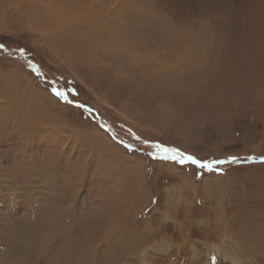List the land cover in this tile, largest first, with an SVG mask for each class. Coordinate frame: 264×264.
<instances>
[{
  "label": "rangeland",
  "instance_id": "374dc122",
  "mask_svg": "<svg viewBox=\"0 0 264 264\" xmlns=\"http://www.w3.org/2000/svg\"><path fill=\"white\" fill-rule=\"evenodd\" d=\"M0 45V264H264V0H0Z\"/></svg>",
  "mask_w": 264,
  "mask_h": 264
},
{
  "label": "snow or ice",
  "instance_id": "6c2138e0",
  "mask_svg": "<svg viewBox=\"0 0 264 264\" xmlns=\"http://www.w3.org/2000/svg\"><path fill=\"white\" fill-rule=\"evenodd\" d=\"M3 45H0V48H2ZM52 94L65 102H74L68 100V92L65 90L57 89L54 85L51 87ZM72 94L78 95V93H75V89H72ZM80 107H83V105H79ZM136 140L140 141V137H135ZM142 144L148 145L152 151L147 153V155L158 158L166 161H173L179 165H185L190 164L196 166L198 169H206L209 172H211L216 165L226 163L225 161L221 160H201L197 159L195 156L187 154L183 151H181L177 147H171L167 144L161 143V142H150L148 140L141 141ZM126 147L131 150V145H127ZM235 161V158H233Z\"/></svg>",
  "mask_w": 264,
  "mask_h": 264
},
{
  "label": "bare ground",
  "instance_id": "6f19581e",
  "mask_svg": "<svg viewBox=\"0 0 264 264\" xmlns=\"http://www.w3.org/2000/svg\"><path fill=\"white\" fill-rule=\"evenodd\" d=\"M108 42V41H107ZM119 42V41H118ZM88 132V131H87ZM58 133V132H57ZM90 133V132H89ZM92 133V132H91ZM99 134V133H98ZM95 135V134H94ZM87 142V141H86ZM111 152V151H110ZM84 166H86V164L84 165ZM38 175V174H37ZM40 175V174H39ZM140 175V174H139ZM44 177V176H43ZM43 179V178H42ZM54 181V180H53ZM57 181V180H56ZM53 183H56V182H53ZM59 183V182H58ZM31 184V183H30ZM49 184H52V183H50L49 182ZM48 184V185H49ZM61 184V183H60ZM55 185V187H57L58 185L57 184H54ZM53 185V186H54ZM62 186V185H61ZM62 188V187H61ZM61 188H59L58 187V189H61ZM17 189V188H16ZM50 189V188H49ZM52 190V189H51ZM43 191V190H42ZM62 194H65V192L61 189L60 191H58V192H56L55 193V197H57L58 196V198L60 197V199H61V195ZM48 198L49 199H51V196H48ZM57 198V199H58ZM52 202H53V200H51ZM57 201V200H56ZM58 203V202H57ZM61 208V207H60ZM63 212H65V209L64 208H61V209H59V207L58 208H56V209H54V210H52L50 213L52 214V218L50 219V218H48V220L43 224V225H46V226H49V227H51L52 229L54 228V229H56L57 228V225H58V223H60L61 221H60V216H62L63 215ZM65 216V215H64ZM63 216V217H64ZM67 218V217H66ZM19 224V223H18ZM65 225V224H64ZM69 226V225H68ZM65 227V226H64ZM26 229H28V227H26ZM58 229V228H57ZM58 231H60V229H58ZM60 233H62V235H63V237L66 235V232H64L63 231V229H62V231H60ZM63 237H62V243H64V240H63ZM69 237V236H68ZM70 238V237H69ZM67 239V238H66ZM68 240H70V239H68ZM68 240H67V242H68ZM66 244V243H65ZM22 245V246H21ZM16 246H17V248L18 249H20V251L25 255L26 254V251H25V249L27 248V246H25V244H23V243H18V242H14L13 244H11V246H10V249H9V251H11L12 253H10V254H8V258H9V260L11 261V264H15V263H17V262H19L17 259H16V257H15V253H17L18 251H17V249H16ZM52 256V255H51ZM21 257V256H20ZM24 257V256H23ZM23 257H21V258H23ZM29 259V258H28ZM28 259L26 260V262L28 261ZM24 264H26L25 263V261H24Z\"/></svg>",
  "mask_w": 264,
  "mask_h": 264
}]
</instances>
